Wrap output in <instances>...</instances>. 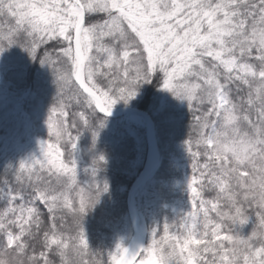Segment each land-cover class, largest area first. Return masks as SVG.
<instances>
[{
  "label": "snow or ice",
  "instance_id": "obj_1",
  "mask_svg": "<svg viewBox=\"0 0 264 264\" xmlns=\"http://www.w3.org/2000/svg\"><path fill=\"white\" fill-rule=\"evenodd\" d=\"M0 17V53L20 47L53 69L57 87L39 158L0 179V264H103L85 259L83 220L107 184L70 199L72 130L111 115L157 73L199 113L197 150L184 145L190 208L175 233L165 223L158 240L154 228L147 247L117 243L110 264H264V0H0Z\"/></svg>",
  "mask_w": 264,
  "mask_h": 264
},
{
  "label": "trees",
  "instance_id": "obj_2",
  "mask_svg": "<svg viewBox=\"0 0 264 264\" xmlns=\"http://www.w3.org/2000/svg\"><path fill=\"white\" fill-rule=\"evenodd\" d=\"M4 28L5 21L0 17V30ZM159 76L157 73L152 82L141 84L135 98L127 104L116 103L111 112L146 113L154 127V166L135 192L132 204L143 236L142 247L150 243L154 228L158 240L164 235L165 223L175 233L180 216L189 211L186 183L193 175V158L185 149L186 139L193 142L192 150H197V109L189 110L186 102L163 90L157 82ZM56 96L51 67L17 46L0 53V179L11 180L21 161L39 158V143L50 139L46 120L57 103ZM71 118L70 112L69 122ZM90 119V129L81 124L79 129L72 130L73 135L80 132L74 152L78 185L69 197L78 201L80 188L87 192L91 187L95 192L97 186L107 184V191L85 215L83 230L89 247L85 259L110 264L108 253L115 251L117 243L132 251L136 241L128 213L129 194L146 166L150 140L147 123L138 113H123L115 119L96 113ZM101 121L103 127L99 126ZM93 131L97 133L94 145ZM100 157L103 161L96 165L94 174L92 167ZM196 187L199 189L200 185ZM204 198L211 196L204 193ZM242 231L247 234L251 226ZM71 235L74 232L70 229L65 231V236Z\"/></svg>",
  "mask_w": 264,
  "mask_h": 264
},
{
  "label": "water",
  "instance_id": "obj_3",
  "mask_svg": "<svg viewBox=\"0 0 264 264\" xmlns=\"http://www.w3.org/2000/svg\"><path fill=\"white\" fill-rule=\"evenodd\" d=\"M129 112L138 113L139 115H141L145 119V121L147 123V127H148V134H149V140H150V149H149V155H148L146 166L144 168L142 175H140V177L138 178V180L136 181V183L132 187L130 194H129L128 213H129V216L131 218L132 225L134 227L135 234H136V241H135L133 249H132V251H133L139 247H142V244H143V236H142L141 230L138 226L137 220L134 216V212H133V206H132L133 196H134L135 192L142 186V184L146 180V177L149 175L150 171L153 169L154 159H155V148H154V142H153L154 127H153V124L150 121V119L146 113H142V112H138V111H134V110H122V111L116 112L114 114H111L108 117L115 119L120 114L129 113Z\"/></svg>",
  "mask_w": 264,
  "mask_h": 264
},
{
  "label": "clouds",
  "instance_id": "obj_4",
  "mask_svg": "<svg viewBox=\"0 0 264 264\" xmlns=\"http://www.w3.org/2000/svg\"><path fill=\"white\" fill-rule=\"evenodd\" d=\"M118 103V102H117Z\"/></svg>",
  "mask_w": 264,
  "mask_h": 264
}]
</instances>
